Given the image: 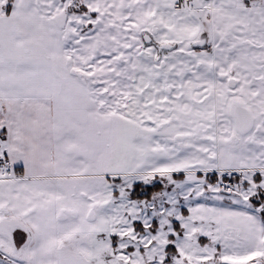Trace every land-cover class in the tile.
Listing matches in <instances>:
<instances>
[{"label":"snow or ice","instance_id":"6c2138e0","mask_svg":"<svg viewBox=\"0 0 264 264\" xmlns=\"http://www.w3.org/2000/svg\"><path fill=\"white\" fill-rule=\"evenodd\" d=\"M0 264H264V0H0Z\"/></svg>","mask_w":264,"mask_h":264}]
</instances>
